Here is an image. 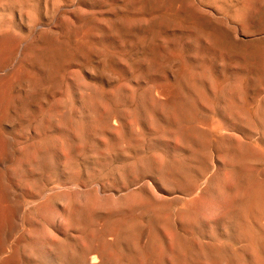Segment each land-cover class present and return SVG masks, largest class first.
<instances>
[{
	"label": "bare ground",
	"instance_id": "obj_1",
	"mask_svg": "<svg viewBox=\"0 0 264 264\" xmlns=\"http://www.w3.org/2000/svg\"><path fill=\"white\" fill-rule=\"evenodd\" d=\"M0 264H264V0H0Z\"/></svg>",
	"mask_w": 264,
	"mask_h": 264
},
{
	"label": "rangeland",
	"instance_id": "obj_2",
	"mask_svg": "<svg viewBox=\"0 0 264 264\" xmlns=\"http://www.w3.org/2000/svg\"><path fill=\"white\" fill-rule=\"evenodd\" d=\"M185 44H187V43L185 42ZM214 207H215V206H213V208H212V207H211V208L213 209V211H216V212H217V209L214 208ZM216 207H217V206H216ZM211 208H210V209H211ZM217 208H218V207H217ZM213 211H210V212L212 213ZM216 212H215V213H216ZM213 214H214V212H213Z\"/></svg>",
	"mask_w": 264,
	"mask_h": 264
}]
</instances>
